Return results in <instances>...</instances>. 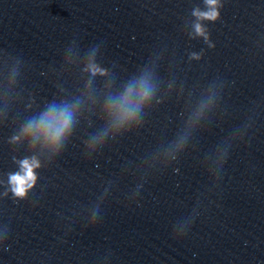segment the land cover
<instances>
[{
    "label": "clouds",
    "instance_id": "9594fccd",
    "mask_svg": "<svg viewBox=\"0 0 264 264\" xmlns=\"http://www.w3.org/2000/svg\"><path fill=\"white\" fill-rule=\"evenodd\" d=\"M206 10L196 8L193 16L196 18L193 24L194 33L192 38H201L208 48H215L212 42L210 32L203 23L216 22L220 19V9L223 8L222 0H204ZM98 46L92 49V55L84 71L89 72L92 76H106L108 70L95 62V54ZM202 53H191L190 59H202ZM155 99V88L150 82L149 76H142L135 81H131L125 87L124 92L116 97L110 98L105 106V111L109 116V124L106 129L99 135L91 137L88 148L95 151L97 147H102L106 138L115 139L118 135L134 132L144 126V110L151 106ZM156 102L162 103L157 99ZM78 105L57 104L52 102L48 104L46 110L41 113L38 119L29 120L27 125L22 128L19 136H14L12 142H18L21 137H31L30 143L34 145L36 141H40L43 148L47 149L53 156L60 154L62 148L73 134L74 125L76 123V108ZM207 105L202 106L200 112L197 113V122L202 116ZM186 137H182L178 141L174 150L168 155L175 159V152L181 151L184 147ZM15 160V158H14ZM19 165V171L10 173L8 184L10 192L17 200H25L29 193L37 186L39 172L43 165L37 156L25 157L22 160L15 161ZM226 159L224 160V163ZM8 193L6 192L5 195ZM139 194V193H138ZM97 213H93L92 223H96ZM185 229H181L178 236L186 234Z\"/></svg>",
    "mask_w": 264,
    "mask_h": 264
}]
</instances>
